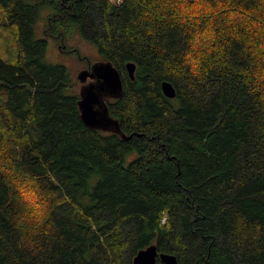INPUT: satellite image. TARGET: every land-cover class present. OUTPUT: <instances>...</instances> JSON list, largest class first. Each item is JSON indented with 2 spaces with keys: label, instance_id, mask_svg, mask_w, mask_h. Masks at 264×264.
Listing matches in <instances>:
<instances>
[{
  "label": "trees",
  "instance_id": "1",
  "mask_svg": "<svg viewBox=\"0 0 264 264\" xmlns=\"http://www.w3.org/2000/svg\"><path fill=\"white\" fill-rule=\"evenodd\" d=\"M49 39L114 63L130 139L83 123ZM151 245L264 264V0H0V264H133Z\"/></svg>",
  "mask_w": 264,
  "mask_h": 264
},
{
  "label": "water",
  "instance_id": "2",
  "mask_svg": "<svg viewBox=\"0 0 264 264\" xmlns=\"http://www.w3.org/2000/svg\"><path fill=\"white\" fill-rule=\"evenodd\" d=\"M128 76L135 79L136 65H126ZM80 87L78 102L83 123L94 130L118 134L128 140L132 136L125 135L121 130L118 119L113 117L109 101L121 99L125 88L122 75L111 61H96L89 68L79 72L77 76ZM163 94L170 99L176 97V89L169 81L162 83ZM179 264L177 256L169 253H159L156 245H151L140 251L134 258L133 264Z\"/></svg>",
  "mask_w": 264,
  "mask_h": 264
},
{
  "label": "rangeland",
  "instance_id": "3",
  "mask_svg": "<svg viewBox=\"0 0 264 264\" xmlns=\"http://www.w3.org/2000/svg\"><path fill=\"white\" fill-rule=\"evenodd\" d=\"M45 24L46 21L42 19L41 25L39 24V27H37L36 29L37 37H41V33L44 29ZM78 42H79L78 46L80 47L81 58L79 57L76 58L68 54H61L57 46V43L51 39L48 40L47 54H46V61L49 64L64 65L68 68L69 72L72 74L73 79L77 82V88L79 85V81L77 80V76L79 72L84 69H87L89 65H91L90 63L101 61V58L98 55L95 46L81 39ZM3 51L8 53L6 49H3ZM10 53H13V49L10 50ZM80 87L81 85H79L78 90L80 89ZM23 196L25 197L26 201L28 202L31 201L30 198L27 197V193L23 192Z\"/></svg>",
  "mask_w": 264,
  "mask_h": 264
}]
</instances>
